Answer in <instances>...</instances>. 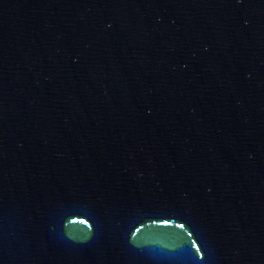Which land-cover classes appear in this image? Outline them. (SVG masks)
<instances>
[{"label":"water","instance_id":"1","mask_svg":"<svg viewBox=\"0 0 264 264\" xmlns=\"http://www.w3.org/2000/svg\"><path fill=\"white\" fill-rule=\"evenodd\" d=\"M0 264H264V0H0Z\"/></svg>","mask_w":264,"mask_h":264}]
</instances>
